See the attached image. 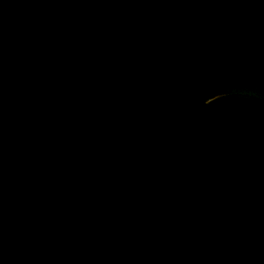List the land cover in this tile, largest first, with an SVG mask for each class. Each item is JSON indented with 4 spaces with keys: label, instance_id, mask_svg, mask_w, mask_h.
I'll use <instances>...</instances> for the list:
<instances>
[{
    "label": "water",
    "instance_id": "1",
    "mask_svg": "<svg viewBox=\"0 0 264 264\" xmlns=\"http://www.w3.org/2000/svg\"><path fill=\"white\" fill-rule=\"evenodd\" d=\"M0 264H264V0H0Z\"/></svg>",
    "mask_w": 264,
    "mask_h": 264
}]
</instances>
